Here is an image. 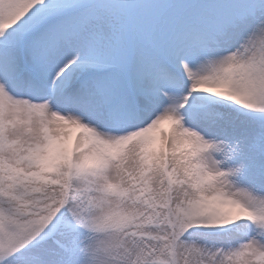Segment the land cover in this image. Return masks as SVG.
I'll list each match as a JSON object with an SVG mask.
<instances>
[{"label":"snow or ice","instance_id":"1","mask_svg":"<svg viewBox=\"0 0 264 264\" xmlns=\"http://www.w3.org/2000/svg\"><path fill=\"white\" fill-rule=\"evenodd\" d=\"M0 264H264V0H0Z\"/></svg>","mask_w":264,"mask_h":264},{"label":"rangeland","instance_id":"2","mask_svg":"<svg viewBox=\"0 0 264 264\" xmlns=\"http://www.w3.org/2000/svg\"><path fill=\"white\" fill-rule=\"evenodd\" d=\"M164 127H165V128H167V127H168V125H164Z\"/></svg>","mask_w":264,"mask_h":264}]
</instances>
